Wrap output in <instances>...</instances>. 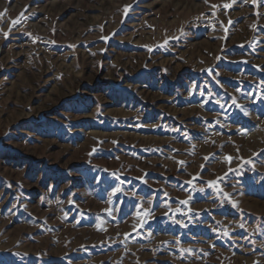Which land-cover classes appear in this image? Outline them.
I'll return each instance as SVG.
<instances>
[{
  "label": "rangeland",
  "instance_id": "374dc122",
  "mask_svg": "<svg viewBox=\"0 0 264 264\" xmlns=\"http://www.w3.org/2000/svg\"><path fill=\"white\" fill-rule=\"evenodd\" d=\"M0 264H264V0H0Z\"/></svg>",
  "mask_w": 264,
  "mask_h": 264
},
{
  "label": "bare ground",
  "instance_id": "6f19581e",
  "mask_svg": "<svg viewBox=\"0 0 264 264\" xmlns=\"http://www.w3.org/2000/svg\"><path fill=\"white\" fill-rule=\"evenodd\" d=\"M254 208V207H253Z\"/></svg>",
  "mask_w": 264,
  "mask_h": 264
},
{
  "label": "snow or ice",
  "instance_id": "6c2138e0",
  "mask_svg": "<svg viewBox=\"0 0 264 264\" xmlns=\"http://www.w3.org/2000/svg\"><path fill=\"white\" fill-rule=\"evenodd\" d=\"M15 23V22H14Z\"/></svg>",
  "mask_w": 264,
  "mask_h": 264
}]
</instances>
